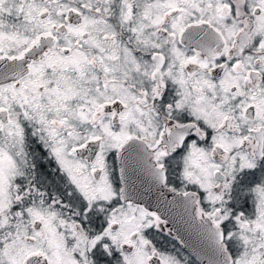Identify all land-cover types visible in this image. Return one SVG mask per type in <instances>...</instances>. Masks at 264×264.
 <instances>
[{
	"label": "snow or ice",
	"instance_id": "snow-or-ice-1",
	"mask_svg": "<svg viewBox=\"0 0 264 264\" xmlns=\"http://www.w3.org/2000/svg\"><path fill=\"white\" fill-rule=\"evenodd\" d=\"M0 264H264V0H0Z\"/></svg>",
	"mask_w": 264,
	"mask_h": 264
}]
</instances>
